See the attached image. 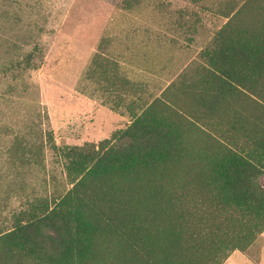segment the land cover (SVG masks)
Here are the masks:
<instances>
[{"label":"trees","instance_id":"1","mask_svg":"<svg viewBox=\"0 0 264 264\" xmlns=\"http://www.w3.org/2000/svg\"><path fill=\"white\" fill-rule=\"evenodd\" d=\"M252 7V20L235 25L236 14ZM218 10L227 20L202 51L207 62L167 86L185 90L189 111L154 96L111 140L57 146L50 135L35 146L34 161L45 146L56 150L69 186L13 211L0 226V264H181L187 237L200 241L206 216L222 218L214 230L246 242L264 229L257 180L264 174V0H232ZM163 221L174 247L159 261L136 236ZM213 257L211 249L205 264Z\"/></svg>","mask_w":264,"mask_h":264},{"label":"rangeland","instance_id":"2","mask_svg":"<svg viewBox=\"0 0 264 264\" xmlns=\"http://www.w3.org/2000/svg\"><path fill=\"white\" fill-rule=\"evenodd\" d=\"M231 1L0 0V226L29 199L69 186L56 150L45 146L33 159L50 135L57 146L111 140L159 95L189 111L175 84L207 62L202 51L227 20L218 7ZM255 9L236 14L235 25L251 21ZM225 128L220 119L218 132ZM257 180L264 187V174ZM193 201L187 197L186 214ZM221 220H202L203 237H187L181 264H205L211 249L212 264H264V229L246 242L214 230ZM136 237L159 261L174 247L169 221Z\"/></svg>","mask_w":264,"mask_h":264}]
</instances>
